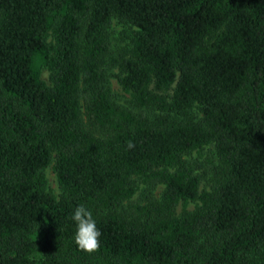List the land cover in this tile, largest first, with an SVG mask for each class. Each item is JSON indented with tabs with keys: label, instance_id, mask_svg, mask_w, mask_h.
<instances>
[{
	"label": "trees",
	"instance_id": "1",
	"mask_svg": "<svg viewBox=\"0 0 264 264\" xmlns=\"http://www.w3.org/2000/svg\"><path fill=\"white\" fill-rule=\"evenodd\" d=\"M0 264H264V0H0Z\"/></svg>",
	"mask_w": 264,
	"mask_h": 264
},
{
	"label": "rangeland",
	"instance_id": "2",
	"mask_svg": "<svg viewBox=\"0 0 264 264\" xmlns=\"http://www.w3.org/2000/svg\"><path fill=\"white\" fill-rule=\"evenodd\" d=\"M131 34H132V27L123 24L117 19H114L112 21L109 29V38L111 44V53L113 56L119 57L125 54L130 42ZM41 75H42V79L46 81L48 84H50L49 72L43 69L41 71ZM110 81H111L114 98L120 105L124 104L125 101L129 99V95L122 90V88L119 86L115 78H111ZM44 172L47 179V186L49 191H51L56 196H59L62 193V190L58 184L52 166L46 168ZM145 189L146 186L142 184L140 186V190L134 196L133 201L136 202L141 201V199L143 198L142 194L144 193ZM162 189L163 187L159 186L155 194L158 196ZM187 208L193 209L194 204L193 203L189 204Z\"/></svg>",
	"mask_w": 264,
	"mask_h": 264
},
{
	"label": "clouds",
	"instance_id": "3",
	"mask_svg": "<svg viewBox=\"0 0 264 264\" xmlns=\"http://www.w3.org/2000/svg\"><path fill=\"white\" fill-rule=\"evenodd\" d=\"M128 149L135 148L134 142H127ZM76 230L74 233V242L80 251L92 254L100 250L101 231L97 227L93 212L84 204L76 206L72 216Z\"/></svg>",
	"mask_w": 264,
	"mask_h": 264
}]
</instances>
